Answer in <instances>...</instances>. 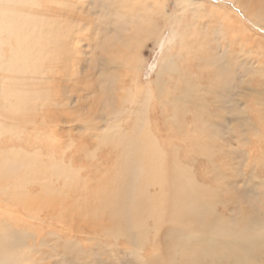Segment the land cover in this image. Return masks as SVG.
Returning a JSON list of instances; mask_svg holds the SVG:
<instances>
[{"label":"rangeland","instance_id":"1","mask_svg":"<svg viewBox=\"0 0 264 264\" xmlns=\"http://www.w3.org/2000/svg\"><path fill=\"white\" fill-rule=\"evenodd\" d=\"M262 1L30 0L14 13L20 36L0 34L5 57L19 49L0 67V264H185L168 249L164 166L213 190L211 217L261 212L249 196L264 188V129L244 121L264 65L248 11ZM185 80L198 102L176 108Z\"/></svg>","mask_w":264,"mask_h":264},{"label":"bare ground","instance_id":"2","mask_svg":"<svg viewBox=\"0 0 264 264\" xmlns=\"http://www.w3.org/2000/svg\"><path fill=\"white\" fill-rule=\"evenodd\" d=\"M28 1L30 0H0V27L3 31L0 34H4L5 40L16 41L12 37L13 33L15 37L20 36V29L15 30L17 17L14 13L22 11L23 6ZM263 1L256 9H252L253 11L249 10L248 13L254 17L255 23L264 28ZM240 9L244 10L245 8L241 6ZM9 12L13 14L14 23ZM18 50V48H12L10 56L5 57L4 52L0 49V67L2 69L13 68L11 64L15 58H18V53H16ZM257 71L263 72V76L255 79L256 83L253 84V88L256 90L255 97L252 98L254 102L251 103L250 111L247 114L249 120L244 121L249 130H254L258 125H260L259 128L264 129V65L257 67ZM197 92L198 90L194 87V83L185 80L183 90L176 101L178 104L175 107L182 108L179 105V101H184L190 97L198 102L199 96L195 95ZM17 99L18 108L21 109L23 107L21 98L17 97ZM193 100L191 99V101ZM251 142L254 144L253 141ZM161 157L162 159L165 158L162 155ZM127 163L133 168L132 172H137L138 168L136 166L129 163V161ZM161 170L165 173L166 178L160 175V184H166L169 187L160 186V192L166 189L174 192L170 201L166 199L167 203L170 202L168 206L170 216L175 215L173 218H175L177 224V228L173 230V235L168 245L170 251L181 254L185 264H264V188L260 189L258 196H249L258 204H263L261 212L255 216L251 215V213L249 214L246 208V212L242 214L240 212V214L232 218L224 217L229 214L211 217L207 210H212L214 207L210 199H207V195L209 198L214 193L212 189L205 195L207 189L198 184L194 178L192 180L184 178V175L180 174L179 169L173 166H164ZM56 171L62 173L64 168L58 165ZM1 174L3 176L6 175L5 172ZM150 187L154 188L155 185L148 187L147 191L151 196L153 192H150ZM138 190H142L141 185ZM140 199L144 200L150 208L156 206L158 212L163 214L161 205H157L153 200ZM116 231L123 236L128 234H124L126 233V228L124 227L116 229ZM141 235L138 231L135 236L136 239H140Z\"/></svg>","mask_w":264,"mask_h":264}]
</instances>
